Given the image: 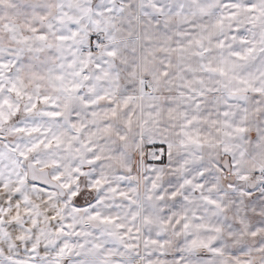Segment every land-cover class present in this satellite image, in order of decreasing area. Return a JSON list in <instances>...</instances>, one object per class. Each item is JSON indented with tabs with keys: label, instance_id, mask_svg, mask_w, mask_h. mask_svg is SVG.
<instances>
[{
	"label": "snow or ice",
	"instance_id": "6c2138e0",
	"mask_svg": "<svg viewBox=\"0 0 264 264\" xmlns=\"http://www.w3.org/2000/svg\"><path fill=\"white\" fill-rule=\"evenodd\" d=\"M0 264H264V0H0Z\"/></svg>",
	"mask_w": 264,
	"mask_h": 264
}]
</instances>
